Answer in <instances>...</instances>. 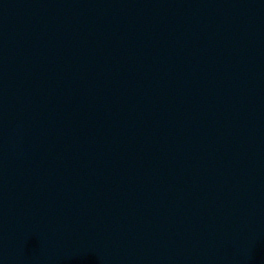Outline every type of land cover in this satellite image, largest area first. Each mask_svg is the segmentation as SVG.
Instances as JSON below:
<instances>
[{
    "label": "water",
    "instance_id": "95a60500",
    "mask_svg": "<svg viewBox=\"0 0 264 264\" xmlns=\"http://www.w3.org/2000/svg\"><path fill=\"white\" fill-rule=\"evenodd\" d=\"M264 182V0H0V264H234Z\"/></svg>",
    "mask_w": 264,
    "mask_h": 264
}]
</instances>
